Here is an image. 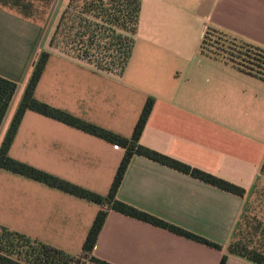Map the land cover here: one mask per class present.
<instances>
[{"label": "crops", "instance_id": "obj_1", "mask_svg": "<svg viewBox=\"0 0 264 264\" xmlns=\"http://www.w3.org/2000/svg\"><path fill=\"white\" fill-rule=\"evenodd\" d=\"M140 1L135 42L121 74L98 70L54 48L44 25L0 5V76L18 85L0 128V145L45 50L50 56L36 99L131 138L152 98L140 144L250 191L264 162V80L206 54L201 45L206 30L215 28L264 48V0ZM125 152L28 109L9 155L106 196ZM117 198L221 247L109 209L85 264H219L246 203V198L137 153ZM103 207L0 169V226L67 254L84 253ZM226 264L256 263L228 254Z\"/></svg>", "mask_w": 264, "mask_h": 264}, {"label": "trees", "instance_id": "obj_2", "mask_svg": "<svg viewBox=\"0 0 264 264\" xmlns=\"http://www.w3.org/2000/svg\"><path fill=\"white\" fill-rule=\"evenodd\" d=\"M0 5L12 10L16 9L26 18L32 17L35 12L34 0H0ZM140 13V0H69L59 17L51 42H55L61 36L69 49L68 51L75 54L78 59L94 64L98 70L121 74L132 53ZM201 48L206 54L231 63L264 80V48L240 41L215 28L206 30ZM49 56L50 53L44 50L34 63L20 104L0 145V169H7L67 193L102 204L104 207L93 221L83 245L84 253L79 256L67 254L63 250L0 226L2 230L0 264H85L95 247L109 209L220 248L221 246L215 242L117 198L118 189L134 153L246 198L243 212L228 245L227 254L222 257L219 264H226L228 254L242 257L256 264H264V219L249 216L250 196L257 191L259 181L264 179V162L254 186L248 191L234 182L140 144L141 134L154 105L152 98L146 101L131 138L122 137L39 101L34 97V91ZM17 87L15 81L0 76V128ZM28 109L67 123L126 149L106 196L16 160L9 155L15 134ZM97 261L109 264L106 261Z\"/></svg>", "mask_w": 264, "mask_h": 264}, {"label": "rangeland", "instance_id": "obj_3", "mask_svg": "<svg viewBox=\"0 0 264 264\" xmlns=\"http://www.w3.org/2000/svg\"><path fill=\"white\" fill-rule=\"evenodd\" d=\"M34 2H35V12H34L33 16L30 17V19L44 25V28L48 32V40L50 42V45H52L56 49H60L62 52H65V53H68L72 56H75V54L68 51L69 49L66 47L64 40H63V37L60 36L57 40H55V42H53V43L51 42V39H52L54 31L56 29L59 17H60V15L64 9V6L69 2V0H34ZM14 10H16V9H14ZM87 64H90V63H87ZM90 65H92L93 67H95L97 69V67L94 64H90ZM16 160H18V159H16ZM19 161H21V160H19ZM22 162L34 166L30 162H26V161H22ZM34 167H36V166H34ZM39 169H41V168H39ZM42 170H44V169H42ZM44 171H46V170H44ZM46 172H48V171H46ZM105 177L106 176H104L102 178L103 181L106 180ZM60 178H63V177H60ZM63 179L72 182L71 180H68L67 178H63ZM112 180H113V178H112ZM112 180H111V182H112ZM111 182H110V185H111ZM72 183H74V182H72ZM74 184H76V183H74ZM102 187H104V183L101 185V188ZM84 188H86V187H84ZM109 188L107 189L106 194L108 193ZM86 189H88V188H86ZM250 197H251V200H250L249 216L250 217L256 216L258 219H262V218L264 219V179L259 181L257 191L254 194H251ZM1 216H2V213H1ZM1 234H2V230L0 229V235Z\"/></svg>", "mask_w": 264, "mask_h": 264}]
</instances>
